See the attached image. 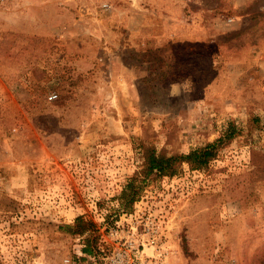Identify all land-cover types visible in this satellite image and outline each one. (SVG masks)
<instances>
[{
  "label": "rangeland",
  "instance_id": "1",
  "mask_svg": "<svg viewBox=\"0 0 264 264\" xmlns=\"http://www.w3.org/2000/svg\"><path fill=\"white\" fill-rule=\"evenodd\" d=\"M148 215L168 264H264V0H0V264H105Z\"/></svg>",
  "mask_w": 264,
  "mask_h": 264
},
{
  "label": "trees",
  "instance_id": "2",
  "mask_svg": "<svg viewBox=\"0 0 264 264\" xmlns=\"http://www.w3.org/2000/svg\"><path fill=\"white\" fill-rule=\"evenodd\" d=\"M238 130L234 124H229L226 130L221 136L206 145L191 150L186 154L176 155H158L154 151H149L145 155V170L144 178L138 180L137 177H132L126 183L124 189L121 192L120 198L124 199L129 204L133 203L142 190V184L149 179L158 180L166 176L175 175L182 163H187L191 169L199 170L209 164V162L217 155L219 149L234 138ZM141 183L138 184L137 183ZM76 226L79 234H83L86 231V227L89 223H83L81 217L76 218ZM68 227V226H67ZM82 252L88 255H93V247L90 246L89 239L84 242Z\"/></svg>",
  "mask_w": 264,
  "mask_h": 264
},
{
  "label": "built area",
  "instance_id": "3",
  "mask_svg": "<svg viewBox=\"0 0 264 264\" xmlns=\"http://www.w3.org/2000/svg\"><path fill=\"white\" fill-rule=\"evenodd\" d=\"M53 98L55 95L50 96V99ZM162 217L161 220L148 215L145 221L140 220L136 226H131L126 238L116 239L105 264H168L170 250L163 238L168 237L171 220L167 216ZM118 223L111 235L123 232L124 229L119 230ZM139 227H142L141 231H138Z\"/></svg>",
  "mask_w": 264,
  "mask_h": 264
}]
</instances>
